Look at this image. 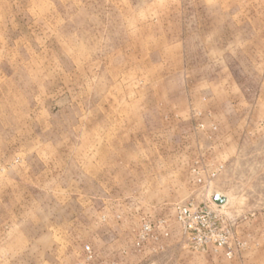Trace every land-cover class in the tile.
Here are the masks:
<instances>
[{
	"label": "rangeland",
	"instance_id": "obj_1",
	"mask_svg": "<svg viewBox=\"0 0 264 264\" xmlns=\"http://www.w3.org/2000/svg\"><path fill=\"white\" fill-rule=\"evenodd\" d=\"M0 264H264V0H0Z\"/></svg>",
	"mask_w": 264,
	"mask_h": 264
},
{
	"label": "water",
	"instance_id": "obj_2",
	"mask_svg": "<svg viewBox=\"0 0 264 264\" xmlns=\"http://www.w3.org/2000/svg\"><path fill=\"white\" fill-rule=\"evenodd\" d=\"M217 204H223L225 202L224 198H215L214 200Z\"/></svg>",
	"mask_w": 264,
	"mask_h": 264
}]
</instances>
